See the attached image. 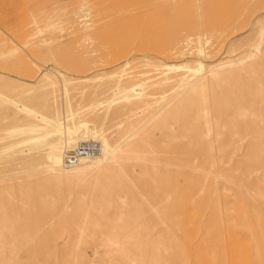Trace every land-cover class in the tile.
<instances>
[{
	"label": "rangeland",
	"instance_id": "obj_1",
	"mask_svg": "<svg viewBox=\"0 0 264 264\" xmlns=\"http://www.w3.org/2000/svg\"><path fill=\"white\" fill-rule=\"evenodd\" d=\"M0 264H264V0H0Z\"/></svg>",
	"mask_w": 264,
	"mask_h": 264
},
{
	"label": "built area",
	"instance_id": "obj_2",
	"mask_svg": "<svg viewBox=\"0 0 264 264\" xmlns=\"http://www.w3.org/2000/svg\"><path fill=\"white\" fill-rule=\"evenodd\" d=\"M100 144L94 139H87L78 142L76 145L65 151L62 155L61 168L70 170L86 159L94 158L99 155Z\"/></svg>",
	"mask_w": 264,
	"mask_h": 264
},
{
	"label": "bare ground",
	"instance_id": "obj_3",
	"mask_svg": "<svg viewBox=\"0 0 264 264\" xmlns=\"http://www.w3.org/2000/svg\"><path fill=\"white\" fill-rule=\"evenodd\" d=\"M88 130H89V131H88V133H87V137H86L84 140H81V141H85V140H87V139H94V140L98 141L99 144H100V152H99V155H98L97 157L90 158V159H86V161H82V162H80L77 166L71 168L70 170H65V171L63 170L64 172H72L73 170L77 169V167H79V166L82 165L83 163H85V162H91L92 160H94V159H99V158L102 156V154H103V147H102L100 141H99L98 138H97L96 130H94V129H88ZM81 141H79V142H81ZM77 143H78V142H77ZM77 143H76V144H77Z\"/></svg>",
	"mask_w": 264,
	"mask_h": 264
}]
</instances>
